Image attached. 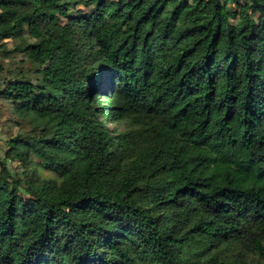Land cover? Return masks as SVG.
<instances>
[{"label":"trees","instance_id":"obj_1","mask_svg":"<svg viewBox=\"0 0 264 264\" xmlns=\"http://www.w3.org/2000/svg\"><path fill=\"white\" fill-rule=\"evenodd\" d=\"M10 38L50 135L5 160L56 175L24 198L0 157V264L264 262V0H0Z\"/></svg>","mask_w":264,"mask_h":264},{"label":"rangeland","instance_id":"obj_2","mask_svg":"<svg viewBox=\"0 0 264 264\" xmlns=\"http://www.w3.org/2000/svg\"><path fill=\"white\" fill-rule=\"evenodd\" d=\"M78 8L86 10V7L80 5ZM77 9H74L76 11ZM233 21H238V16L232 15ZM66 23V19L63 18ZM21 39L10 38L4 42H0V64L4 66V72L0 75V85L9 84L17 80L25 79L38 84L41 78L39 73L40 67L33 64L28 60L23 52H20L17 47L20 45ZM101 100L107 99L100 96ZM109 124L115 129L124 128V123H113L110 114H108ZM50 133L45 128L42 122L35 121L34 118L23 119L16 112L14 104L10 100L4 98L0 94V157L2 161L5 160V153L8 150V143L10 140L17 136H21L28 142H40L42 138H48ZM9 172L17 189L20 191L24 198L30 197L26 192L25 186L18 183L19 180L24 181L27 176L33 178H51L56 175L52 170H48L42 162L35 158L33 162L23 164L20 161H6ZM1 170V167H0ZM239 252V249H238ZM238 254L240 264H264V262L255 254L245 252L244 250ZM135 264H149L147 261L136 256Z\"/></svg>","mask_w":264,"mask_h":264}]
</instances>
